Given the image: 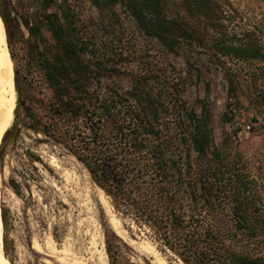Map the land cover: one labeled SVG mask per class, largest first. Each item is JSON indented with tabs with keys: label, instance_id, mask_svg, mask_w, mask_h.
<instances>
[{
	"label": "trees",
	"instance_id": "trees-1",
	"mask_svg": "<svg viewBox=\"0 0 264 264\" xmlns=\"http://www.w3.org/2000/svg\"><path fill=\"white\" fill-rule=\"evenodd\" d=\"M39 1L45 11L31 28L42 45L34 64L41 79L29 80L20 99L14 71L22 117L2 139L27 130L37 142L66 152L103 192L122 225L177 263L264 264V136L257 176L238 168L227 148L214 144L207 107L201 105L198 114L182 97L191 75L201 79L205 64L186 58L182 75L148 52L125 56L120 47L106 53L94 42L91 18L81 19L76 4L61 0L58 11L47 12L53 0ZM193 1L197 14L213 15L216 24L215 39L205 45L206 63L226 83L228 119L239 104L241 75L222 57L252 66L248 79L257 81V132H264V44L249 34L227 39L217 23L221 11ZM163 3L129 0L139 29L166 51L176 54L182 38L208 36L194 27L197 19L166 20ZM0 16L10 45L6 18ZM259 23L262 32L264 18ZM11 188L18 192L14 184ZM102 226L109 264H118L126 244L109 225Z\"/></svg>",
	"mask_w": 264,
	"mask_h": 264
},
{
	"label": "rangeland",
	"instance_id": "rangeland-1",
	"mask_svg": "<svg viewBox=\"0 0 264 264\" xmlns=\"http://www.w3.org/2000/svg\"><path fill=\"white\" fill-rule=\"evenodd\" d=\"M69 1L76 4L74 11L81 15V19L84 16L91 18L94 42L106 53L116 54L120 47L125 56L129 51L148 52L182 75H186V58L205 64L201 79L196 81L191 75L182 97L198 114L201 105L207 107L214 144L226 147L231 158L238 161V168L252 170L257 176V152L262 148L264 132H257V81L254 84L248 79L254 70L252 66L239 65L229 57H222L232 70L240 71L241 75V86L237 89L239 104L233 109L234 116L228 119L226 83L221 72L206 63L210 54L205 45L216 36L213 15L208 19L197 14L195 5L190 4L194 3L193 0H164L162 15L166 20L190 24L191 19H197L192 20L194 27L208 32V36L203 38L180 39L179 51L171 54L154 36L139 29L129 0H103L98 4L97 0ZM60 2L53 0L47 12L58 11ZM202 3L221 11L217 23L221 24L227 39L244 38L249 34L253 41L258 39L264 44V29L261 32L259 23L264 18V0H202ZM44 11L39 0H0V12L6 18L10 45L1 17L0 26L7 41L13 71L18 72L20 99L25 95L29 80L41 79V73L34 64L42 45L40 36L31 27ZM144 14L148 15L146 10ZM42 33L47 41L52 42L48 32L43 30ZM117 75L126 76L122 71ZM206 83L209 84L208 89ZM14 89L15 106L7 129L16 117H22L15 81ZM21 131L18 137L12 133L0 144V219L6 264H109L102 224L109 225L117 235L120 233L126 244L121 248L118 264H160L157 258L163 264H180L161 254L143 234H137L134 229L128 231L113 213L103 192L91 182L73 157L55 146L37 142L30 131ZM12 184L18 189L17 193L11 188ZM113 216L118 220V231L110 223ZM48 239L52 241L53 249L48 248ZM33 242L39 243L41 248L34 250ZM63 255L66 256L61 257Z\"/></svg>",
	"mask_w": 264,
	"mask_h": 264
},
{
	"label": "bare ground",
	"instance_id": "bare-ground-1",
	"mask_svg": "<svg viewBox=\"0 0 264 264\" xmlns=\"http://www.w3.org/2000/svg\"><path fill=\"white\" fill-rule=\"evenodd\" d=\"M15 106V89H14V71L11 64V59L9 57L8 53V45L7 41L3 32L2 27L0 26V144L2 141V138L7 131V125L10 119V115L14 109ZM7 172V171H6ZM64 173V172H63ZM66 176V175H65ZM103 195V194H102ZM12 197V196H11ZM101 197V196H100ZM105 198V197H104ZM105 200V199H104ZM107 204V203H106ZM108 211L109 206L107 205ZM110 213V211H109ZM111 215V214H110ZM108 216V215H107ZM118 220L115 219V217H111L110 223L112 226L116 227V231H118L117 227ZM119 224V223H118ZM1 226L2 222L0 219V264H6L5 262V256L3 253V244H2V235H1ZM120 232V231H119ZM120 234V233H119ZM118 234V235H119ZM47 241V240H46ZM52 241L48 239L46 244L48 245V248L53 249ZM101 242V241H100ZM95 243V242H94ZM39 244V243H38ZM37 243L33 242L32 248L34 250H39L41 247ZM55 244V243H53ZM45 246V245H44ZM90 246V245H89ZM101 246V245H100ZM47 248V249H48ZM58 248V247H57ZM145 248V247H144ZM46 249V247H45ZM65 249V248H64ZM149 249V248H148ZM147 249V250H148ZM150 250V249H149ZM148 250V251H149ZM50 251V250H49ZM52 251V250H51ZM50 251V252H51ZM55 251V250H54ZM60 251V250H58ZM64 251V250H62ZM66 251V250H65ZM70 251V250H69ZM147 251V252H148ZM39 252V251H38ZM46 252V251H45ZM44 252V253H45ZM144 252V251H143ZM154 252V251H153ZM58 253V252H57ZM97 253V252H96ZM101 254V252H99ZM48 254V252H47ZM58 254H64V253H58ZM99 254V255H100ZM103 254V253H102ZM49 255V254H48ZM55 255V254H51ZM67 255V254H66ZM66 255H63L61 257H64ZM99 255H97L99 257ZM153 255V254H152ZM50 256V255H49ZM158 256V255H157ZM51 257V256H50ZM57 258V257H55ZM82 258V257H81ZM87 258V257H86ZM154 258V257H153ZM64 259V258H62ZM75 260V259H74ZM99 260V259H98ZM101 260V259H100ZM157 260L160 262V264H163L160 259L157 258ZM82 261V260H81ZM156 262V261H155ZM157 264V263H156Z\"/></svg>",
	"mask_w": 264,
	"mask_h": 264
},
{
	"label": "water",
	"instance_id": "water-1",
	"mask_svg": "<svg viewBox=\"0 0 264 264\" xmlns=\"http://www.w3.org/2000/svg\"><path fill=\"white\" fill-rule=\"evenodd\" d=\"M1 17V16H0ZM2 19V18H1Z\"/></svg>",
	"mask_w": 264,
	"mask_h": 264
}]
</instances>
